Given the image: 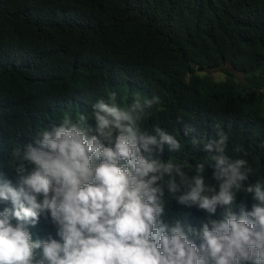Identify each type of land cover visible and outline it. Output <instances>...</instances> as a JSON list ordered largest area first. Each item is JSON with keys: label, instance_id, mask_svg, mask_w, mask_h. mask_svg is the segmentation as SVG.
<instances>
[{"label": "trees", "instance_id": "obj_1", "mask_svg": "<svg viewBox=\"0 0 264 264\" xmlns=\"http://www.w3.org/2000/svg\"><path fill=\"white\" fill-rule=\"evenodd\" d=\"M112 93L121 107L136 93L159 98L141 128L179 140L164 159L188 161L186 171L203 162L210 176L203 144L226 135V155L264 182V0H0V170L65 115L92 123V106ZM206 218L175 201L167 209L194 227ZM31 230L56 231L43 219Z\"/></svg>", "mask_w": 264, "mask_h": 264}, {"label": "clouds", "instance_id": "obj_2", "mask_svg": "<svg viewBox=\"0 0 264 264\" xmlns=\"http://www.w3.org/2000/svg\"><path fill=\"white\" fill-rule=\"evenodd\" d=\"M115 97L92 106V123L65 115L12 150L0 170V264H264V182L226 155L227 136L203 144L210 176L203 162L186 171L163 158L181 149L173 134L141 128L159 98L136 93L121 107ZM172 201L207 218L170 221ZM42 219L55 237L33 233Z\"/></svg>", "mask_w": 264, "mask_h": 264}, {"label": "rangeland", "instance_id": "obj_3", "mask_svg": "<svg viewBox=\"0 0 264 264\" xmlns=\"http://www.w3.org/2000/svg\"><path fill=\"white\" fill-rule=\"evenodd\" d=\"M213 77L215 79H224L225 75L223 73H220V72H215V73H213Z\"/></svg>", "mask_w": 264, "mask_h": 264}]
</instances>
